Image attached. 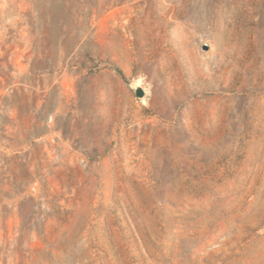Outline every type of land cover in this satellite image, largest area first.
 Returning a JSON list of instances; mask_svg holds the SVG:
<instances>
[{
  "label": "rangeland",
  "instance_id": "obj_1",
  "mask_svg": "<svg viewBox=\"0 0 264 264\" xmlns=\"http://www.w3.org/2000/svg\"><path fill=\"white\" fill-rule=\"evenodd\" d=\"M0 264H264V0H0Z\"/></svg>",
  "mask_w": 264,
  "mask_h": 264
},
{
  "label": "water",
  "instance_id": "obj_2",
  "mask_svg": "<svg viewBox=\"0 0 264 264\" xmlns=\"http://www.w3.org/2000/svg\"><path fill=\"white\" fill-rule=\"evenodd\" d=\"M139 95H140V96H143V95H144V91L140 90V91H139Z\"/></svg>",
  "mask_w": 264,
  "mask_h": 264
}]
</instances>
